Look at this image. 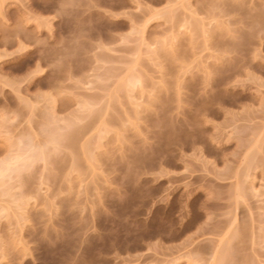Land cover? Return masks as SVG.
<instances>
[{"label": "rangeland", "instance_id": "374dc122", "mask_svg": "<svg viewBox=\"0 0 264 264\" xmlns=\"http://www.w3.org/2000/svg\"><path fill=\"white\" fill-rule=\"evenodd\" d=\"M0 264H264V0H0Z\"/></svg>", "mask_w": 264, "mask_h": 264}]
</instances>
